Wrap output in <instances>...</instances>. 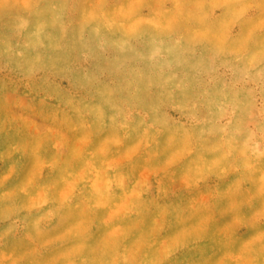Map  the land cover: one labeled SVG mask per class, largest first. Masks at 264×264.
<instances>
[{"label":"rangeland","instance_id":"obj_1","mask_svg":"<svg viewBox=\"0 0 264 264\" xmlns=\"http://www.w3.org/2000/svg\"><path fill=\"white\" fill-rule=\"evenodd\" d=\"M0 264H264V0H0Z\"/></svg>","mask_w":264,"mask_h":264}]
</instances>
